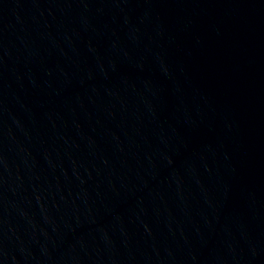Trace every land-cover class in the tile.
I'll return each mask as SVG.
<instances>
[{
  "label": "water",
  "instance_id": "1",
  "mask_svg": "<svg viewBox=\"0 0 264 264\" xmlns=\"http://www.w3.org/2000/svg\"><path fill=\"white\" fill-rule=\"evenodd\" d=\"M0 264H264V0H0Z\"/></svg>",
  "mask_w": 264,
  "mask_h": 264
}]
</instances>
